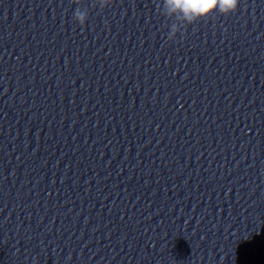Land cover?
<instances>
[{
  "label": "clouds",
  "instance_id": "obj_1",
  "mask_svg": "<svg viewBox=\"0 0 264 264\" xmlns=\"http://www.w3.org/2000/svg\"><path fill=\"white\" fill-rule=\"evenodd\" d=\"M239 0H163V5L167 8L169 15H177L182 18L187 25H193L198 21L206 20L214 13L229 15L237 10ZM100 8H105L114 3V0H99ZM76 22L85 25L87 13L76 9L74 11ZM177 31V25L173 24L167 35L171 39Z\"/></svg>",
  "mask_w": 264,
  "mask_h": 264
}]
</instances>
